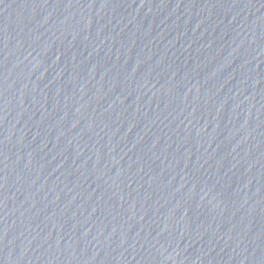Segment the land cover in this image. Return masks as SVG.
<instances>
[{
    "label": "water",
    "instance_id": "95a60500",
    "mask_svg": "<svg viewBox=\"0 0 264 264\" xmlns=\"http://www.w3.org/2000/svg\"><path fill=\"white\" fill-rule=\"evenodd\" d=\"M0 264H264V0H0Z\"/></svg>",
    "mask_w": 264,
    "mask_h": 264
}]
</instances>
